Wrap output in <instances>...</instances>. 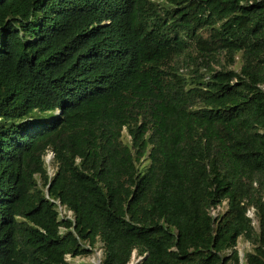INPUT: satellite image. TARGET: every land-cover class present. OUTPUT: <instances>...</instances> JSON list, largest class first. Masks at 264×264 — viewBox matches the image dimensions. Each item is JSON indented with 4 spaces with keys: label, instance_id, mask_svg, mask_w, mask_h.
I'll return each mask as SVG.
<instances>
[{
    "label": "trees",
    "instance_id": "16d2710c",
    "mask_svg": "<svg viewBox=\"0 0 264 264\" xmlns=\"http://www.w3.org/2000/svg\"><path fill=\"white\" fill-rule=\"evenodd\" d=\"M240 238L264 264V0H0V264Z\"/></svg>",
    "mask_w": 264,
    "mask_h": 264
},
{
    "label": "rangeland",
    "instance_id": "374dc122",
    "mask_svg": "<svg viewBox=\"0 0 264 264\" xmlns=\"http://www.w3.org/2000/svg\"><path fill=\"white\" fill-rule=\"evenodd\" d=\"M124 134L126 135V131H124ZM124 140H125V142H127L130 140V138L128 136L127 137L125 136ZM53 158L54 157H53L51 152H49L45 157V165L47 167V170H48V173L50 176H53L57 170L56 165L54 164ZM148 164H149L148 161H145V160L143 161V165L146 166ZM224 209H225V203L222 206H220L219 208L213 209L212 214H214V216H217ZM59 211H60L61 217H64V216H67L68 218L72 217V213L67 212L64 208L59 209ZM250 211H252V210H250ZM249 217L252 218L253 213L249 214ZM237 250L239 252L241 264H244L245 263V255L252 251V245L248 241H246L244 238H240L238 240ZM66 259L70 264H101V261L103 259L102 244L98 243L91 255L79 256V257H75V258L71 257L70 255H67ZM138 260H139V258L137 257V253L134 252L130 264L133 262H137Z\"/></svg>",
    "mask_w": 264,
    "mask_h": 264
},
{
    "label": "water",
    "instance_id": "95a60500",
    "mask_svg": "<svg viewBox=\"0 0 264 264\" xmlns=\"http://www.w3.org/2000/svg\"><path fill=\"white\" fill-rule=\"evenodd\" d=\"M54 157V154H52ZM142 260V258H139V260L136 262V264H138L140 261Z\"/></svg>",
    "mask_w": 264,
    "mask_h": 264
},
{
    "label": "built area",
    "instance_id": "2783aa9c",
    "mask_svg": "<svg viewBox=\"0 0 264 264\" xmlns=\"http://www.w3.org/2000/svg\"><path fill=\"white\" fill-rule=\"evenodd\" d=\"M219 207H220V206H219ZM219 207H218V208H219ZM251 213H253V210H252V211H249V212H248V215L251 214ZM213 215H214V214H213Z\"/></svg>",
    "mask_w": 264,
    "mask_h": 264
},
{
    "label": "bare ground",
    "instance_id": "6f19581e",
    "mask_svg": "<svg viewBox=\"0 0 264 264\" xmlns=\"http://www.w3.org/2000/svg\"><path fill=\"white\" fill-rule=\"evenodd\" d=\"M131 264H136V262H133V263H131Z\"/></svg>",
    "mask_w": 264,
    "mask_h": 264
}]
</instances>
